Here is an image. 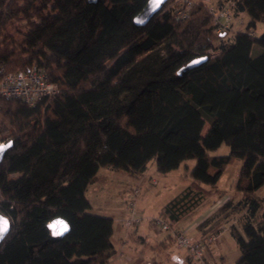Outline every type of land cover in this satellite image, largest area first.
I'll use <instances>...</instances> for the list:
<instances>
[{
  "label": "trees",
  "instance_id": "obj_1",
  "mask_svg": "<svg viewBox=\"0 0 264 264\" xmlns=\"http://www.w3.org/2000/svg\"><path fill=\"white\" fill-rule=\"evenodd\" d=\"M146 1L0 0L1 71L36 66L57 86L32 105L0 97V143L11 142L0 160V214L10 222L0 264H106L112 217L91 212L85 195L98 169L138 179L150 160L167 173L188 159L187 185L159 214L175 223L225 195L216 182L238 159V197L196 228L240 213L229 228L234 264H264V31L252 34L264 0H235L234 15L247 22L229 40L201 0L183 18L166 0L135 25ZM221 144L227 153H210ZM54 217L68 223L62 236L47 227Z\"/></svg>",
  "mask_w": 264,
  "mask_h": 264
},
{
  "label": "rangeland",
  "instance_id": "obj_2",
  "mask_svg": "<svg viewBox=\"0 0 264 264\" xmlns=\"http://www.w3.org/2000/svg\"><path fill=\"white\" fill-rule=\"evenodd\" d=\"M205 2H210L209 4H213L219 0H204ZM247 22V17L244 14H238L232 16V19L227 25L225 29L221 32H226L225 36L222 38L223 40H229L232 38V35L235 31L243 30L245 28ZM264 31V24L259 22L256 24L254 29L253 35H257ZM220 41V40H219ZM219 41H215L214 45L217 46ZM214 52V51H210ZM207 129V124L205 123L202 128V134H204L205 130ZM228 152V147L225 144H221L215 151H211V154H225ZM194 161L192 159H188L183 161L176 169H173L167 173H158L154 169V160H150L146 166L144 171V178L142 183L136 184L134 181L130 180V177L123 172L106 169L107 171H103V177H98L97 184L93 185L91 189H89V196L91 198L99 196L100 200L97 201V205L95 211H104L108 213H117L119 212L124 219L130 215V211L127 207V199L129 198V194L133 188L138 189V195L135 202V210L141 207V203L143 202L144 205H148L146 210L144 211V215L140 216V221L138 223H133L130 226L138 227V225L146 226L147 230L155 233L156 235L159 234H167L166 237L169 240V244L171 246V252L175 253L178 251H182L181 247H178L175 243V239L171 236V231H179L182 232L185 236L190 238L191 240L203 239L207 240V237L211 235V232L217 229L218 233L221 231L218 237L213 238L211 241H207V246L204 254L197 259L198 262L195 264H232L231 258L234 255L235 249L233 247L236 246V243L232 238H229V228L230 225L227 222H231L230 224H235L239 227V218L240 213H233L224 221H221L217 227H202L198 229V233L195 236L189 234V230L195 225L200 222L203 218L211 216L214 213V208L212 206L213 198L216 199V193H213L210 199H207L199 208L195 209L192 213L188 214L186 217L182 218L181 221L178 223H170L166 220L162 215L159 214V211L162 205L182 190L188 183L189 178L186 177V168L190 169L193 165ZM241 161L235 159L231 164H228L221 176L219 177L218 181L216 182L217 187L220 190H225L226 193L232 195L233 194V186L236 179V171L239 168ZM185 167V169H184ZM132 178V177H131ZM258 194L264 197L263 189L258 191ZM235 195V194H233ZM235 195L234 197H236ZM224 199V197L222 198ZM220 199V200H222ZM218 200L215 203V206L222 201ZM104 204V210L98 208V204ZM220 203V204H221ZM102 204V205H103ZM200 211L199 213L197 211ZM99 212V213H102ZM104 212V213H105ZM97 214V213H96ZM141 214V213H140ZM143 214V213H142ZM154 218H160L165 222L170 223V232L161 230L158 228L155 223L153 222ZM197 221V223H196ZM125 225V224H124ZM126 226V225H125ZM219 226V227H218ZM226 229V230H225ZM148 232V231H147ZM217 234V233H216ZM153 235V234H152ZM231 236V235H230ZM232 240L233 245L229 240ZM213 243V244H212ZM221 243V248L217 249L216 244L219 245ZM177 249L176 251L174 249ZM239 251V249H238ZM185 252V250H184ZM118 255H121V251L118 252ZM165 255L161 253L158 254V260L160 262L158 264H164ZM194 260V259H193Z\"/></svg>",
  "mask_w": 264,
  "mask_h": 264
},
{
  "label": "built area",
  "instance_id": "obj_3",
  "mask_svg": "<svg viewBox=\"0 0 264 264\" xmlns=\"http://www.w3.org/2000/svg\"><path fill=\"white\" fill-rule=\"evenodd\" d=\"M197 0H172L173 13L176 18H183ZM206 7L213 16L216 24V31L221 32L225 29L234 16L235 0H219L209 4L204 0ZM57 86L50 81L46 73L36 66H31L27 70L3 73L0 69V97H15L21 99L27 105H32L35 101L45 95L54 94ZM138 195V189L133 188L127 199V207L130 215L124 219V224L130 226L140 221V216L136 215L135 202ZM153 222L161 230L170 232V226L160 218H154ZM172 237L178 247L185 250L186 254L194 260L199 259L205 249V243L201 240H191L182 232L171 231ZM214 237L209 235L206 241H211Z\"/></svg>",
  "mask_w": 264,
  "mask_h": 264
},
{
  "label": "crops",
  "instance_id": "obj_4",
  "mask_svg": "<svg viewBox=\"0 0 264 264\" xmlns=\"http://www.w3.org/2000/svg\"><path fill=\"white\" fill-rule=\"evenodd\" d=\"M241 14L245 15V13H241ZM106 169H108V168H99L98 169V171L96 173V180L94 182H92L90 185H88V187L85 191V195L87 196V198L89 199L90 204H91V212L112 217V234L110 236V240H111V242L115 248V253H114V255H112L108 259L106 264H158L160 262V260H158V254L161 255V253L165 255V258H164L165 263L164 264H195V262H198L197 260H193L191 257H189L186 254V252H184L183 248L181 249L182 251H178L175 248L174 250L175 251L177 250V252L172 253L171 252V246L169 244V240L166 237L167 234L156 235L155 233L147 230L146 226L143 227L141 225H138V227H135L134 225L133 226H125L123 223L124 216H122L119 212H117V213L105 212V210H104L105 206L103 203H102L103 205L98 204V208H100L101 210H104V211L103 212L99 211L102 213L95 211L97 201H99L100 198H99V196H98V198L97 197L91 198L89 196L88 192H89V189H91L93 187V185L97 184L98 177L99 176L103 177V173H104L103 171H107ZM143 176H144V173L140 178L135 179V178L130 177V180L134 181V183H136V184H139V183H142L143 178H144ZM261 189H263V192H264V188H262V187L259 188L257 190V192ZM229 196H230V194L226 193L225 195H223L220 198H216V199L213 198L212 206L214 208H212V209L216 210V208L220 205L221 202H219L215 206V203L218 200H220L224 197V199L220 200L223 202ZM237 197H238V194L234 198H237ZM210 198L211 197H209L208 199H210ZM205 201H207V199ZM203 203H201L197 208H199ZM147 206H148L147 204L144 205L142 202L141 207H139V209L137 208V210H136V215L137 216L144 215V211L146 210ZM197 212L199 213L200 211L198 210ZM186 216H184V217H186ZM227 218L228 217H226L224 220H226ZM181 220H182V218L179 219L178 221H176L175 223L183 222ZM196 223H197V221H196ZM227 223L229 225H234L235 227H237L235 224H230L231 223L230 221ZM206 227H208V226H206ZM198 232H199L198 228H196V227H193L189 230V234H191L192 236H195ZM220 233H221V231H219V233L216 234V237H218ZM216 237H214V238H216ZM229 238H232L230 236V234H229ZM229 241L233 245L232 240L230 239ZM233 247L235 249V252H234L233 257L231 258L232 264H234L236 257L239 255V251H238V249H236V246L233 245ZM216 248L220 249L221 243L219 245L216 244ZM119 251H121V255H118Z\"/></svg>",
  "mask_w": 264,
  "mask_h": 264
},
{
  "label": "water",
  "instance_id": "obj_5",
  "mask_svg": "<svg viewBox=\"0 0 264 264\" xmlns=\"http://www.w3.org/2000/svg\"><path fill=\"white\" fill-rule=\"evenodd\" d=\"M89 2H95L96 0H88ZM166 0H147L145 4L142 6L139 12H137L132 21L135 25L141 26L144 25L165 3ZM206 56L195 57L184 64L177 70V74H179L182 70L193 67L199 62L203 61ZM11 142L6 141L0 143V160L4 154V151L10 146ZM6 221V224H5ZM47 227L50 230L52 236H62L64 235L68 229V223L61 217H54L48 223ZM0 243L8 233L10 229V222L7 217L0 214Z\"/></svg>",
  "mask_w": 264,
  "mask_h": 264
},
{
  "label": "snow or ice",
  "instance_id": "obj_6",
  "mask_svg": "<svg viewBox=\"0 0 264 264\" xmlns=\"http://www.w3.org/2000/svg\"><path fill=\"white\" fill-rule=\"evenodd\" d=\"M5 224H6V221H5ZM0 231H3V229H0Z\"/></svg>",
  "mask_w": 264,
  "mask_h": 264
}]
</instances>
